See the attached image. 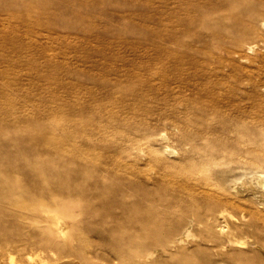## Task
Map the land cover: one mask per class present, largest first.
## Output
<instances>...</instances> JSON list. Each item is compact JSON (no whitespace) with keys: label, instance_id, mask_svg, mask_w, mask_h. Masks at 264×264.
<instances>
[{"label":"rangeland","instance_id":"obj_1","mask_svg":"<svg viewBox=\"0 0 264 264\" xmlns=\"http://www.w3.org/2000/svg\"><path fill=\"white\" fill-rule=\"evenodd\" d=\"M263 22L264 0H0V264H264L237 185L264 171Z\"/></svg>","mask_w":264,"mask_h":264},{"label":"bare ground","instance_id":"obj_2","mask_svg":"<svg viewBox=\"0 0 264 264\" xmlns=\"http://www.w3.org/2000/svg\"><path fill=\"white\" fill-rule=\"evenodd\" d=\"M263 25H264V22H263ZM165 149H167L166 147H165ZM168 150V149H167ZM263 151V150H262ZM259 155H260V153H259ZM264 154H262L261 155V157L263 156ZM260 157V156H259ZM262 160H264V156H263V158H262ZM264 162V161H263ZM262 164H264V163H262ZM256 166V165H255ZM261 166V165H260ZM240 167V166H239ZM257 167V166H256ZM259 167V166H258ZM262 167V166H261ZM237 168V167H236ZM263 169V168H262ZM233 170V169H232ZM236 170V169H235ZM253 170V169H252ZM256 170V169H255ZM264 170V169H263ZM250 171V170H249ZM236 173H237V171H236ZM235 173V174H236ZM246 173H248L247 171H246ZM250 173V172H249ZM232 174H233V172H232ZM229 176H231V175H229ZM244 178V177H243ZM240 179V178H239ZM239 179H238V184L237 185H241V186H243V191L245 190V189H248V190H250V191H257L258 192V197H260L261 199H264V171H262V170H260L259 169V171H254V172H252L251 173V175L249 176V177H246L245 179H243V180H241V181H239ZM241 179H242V176H241ZM231 180H232V178H231ZM234 180V179H233ZM234 182V181H233ZM231 184V183H230ZM238 190H240V188H239V186H237V191ZM241 192V191H240ZM242 193V192H241ZM253 194H255V193H253ZM253 196V195H252ZM259 198V199H260ZM143 224H146V223H143ZM141 225L140 226V228H143V229H145L146 227H144V225ZM149 225V223L148 224H146V226H148ZM151 225V224H150ZM156 226V224H154L153 225V227L151 226V228H153V230H152V232H155V230L157 229H159L158 227H160V226H158V224H157V228L156 229H154V227ZM148 228L150 229V227L148 226ZM146 230V229H145ZM156 230V231H157ZM160 230V229H159ZM147 232V231H146ZM148 232H151V231H148ZM149 234V233H148ZM153 234V233H152ZM155 234V233H154ZM157 234V233H156ZM151 236V234H149V237ZM156 237L157 236H159L158 234L157 235H155ZM153 238H155V237H153ZM162 238V237H161ZM156 240V239H155ZM157 241V240H156ZM159 241V240H158ZM119 255H120V258H123V257H126L127 255H125L124 253H120L119 252Z\"/></svg>","mask_w":264,"mask_h":264}]
</instances>
